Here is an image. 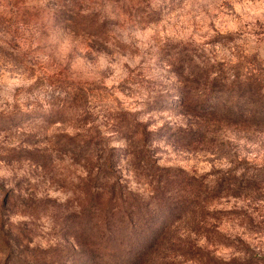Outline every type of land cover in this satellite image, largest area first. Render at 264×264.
<instances>
[{
	"label": "rangeland",
	"instance_id": "rangeland-1",
	"mask_svg": "<svg viewBox=\"0 0 264 264\" xmlns=\"http://www.w3.org/2000/svg\"><path fill=\"white\" fill-rule=\"evenodd\" d=\"M180 53L201 65L209 58L234 63L252 54L264 61V0H0V200L6 201L0 207V233L14 235L15 253L8 264H20L16 258L60 264L61 248L80 231L88 164L62 146L74 142L66 137L80 133L73 109L56 112L58 95L76 84L89 93L86 106L95 122L104 120L107 109L127 110L149 122V129H161L152 143L160 167L183 166L213 176L237 167L264 179V129L222 134L226 143L217 153L186 151L176 139V129L189 124L173 101L179 96ZM190 59L183 61L184 72L193 65ZM163 101L172 106L152 105ZM120 160L116 174L143 192L145 177L135 178L126 158ZM262 180L256 194L218 203L219 209L235 211L220 228L249 248L220 247L216 257H264ZM198 243L213 247L204 239ZM34 251L44 253L32 257ZM4 259L5 254L0 264ZM84 260L70 254L66 264Z\"/></svg>",
	"mask_w": 264,
	"mask_h": 264
},
{
	"label": "trees",
	"instance_id": "trees-1",
	"mask_svg": "<svg viewBox=\"0 0 264 264\" xmlns=\"http://www.w3.org/2000/svg\"><path fill=\"white\" fill-rule=\"evenodd\" d=\"M250 57L234 63L209 58L201 65L186 53L179 54V96L173 101L189 117L186 127L176 129V139L186 151L217 153L226 143L222 134H249L264 129V61L256 54ZM185 59L193 62L186 73ZM68 90L58 95L57 104L61 106L56 112L73 109L74 127L80 133L66 137L74 142L67 140L62 146L84 159L88 166H84L87 178L82 187L85 205L79 207L78 214L80 231L61 248L65 258L60 264H66L70 254L87 257L83 264H264V257L256 255L223 259L214 254L220 247L233 245L239 251L248 250L249 245L240 236L231 237L220 228L222 221L235 211L219 209L217 205L222 199L256 194L263 177L237 167L215 171L214 176L188 171L183 166L160 167L152 143L161 129H149V122L136 119V114L127 110L107 109L104 120L97 123L95 118H89L93 110L86 106L87 90L78 84ZM152 105L172 106L164 101ZM101 128L110 135L104 137L106 132ZM111 139L122 143L109 145ZM121 158H126L135 178L145 177L143 192L130 189L127 177L116 174ZM4 202L5 197L1 198L0 207ZM63 231L66 234L68 228ZM13 236L8 230L0 233L3 264L9 263L7 258H14ZM200 239L213 247L201 246ZM61 249L56 251L60 253ZM36 253L39 252L34 251L32 257ZM126 255L131 259L127 260ZM16 260L20 264H38Z\"/></svg>",
	"mask_w": 264,
	"mask_h": 264
}]
</instances>
